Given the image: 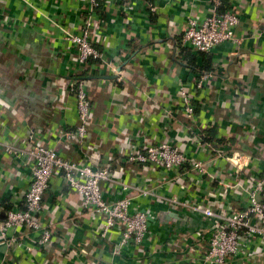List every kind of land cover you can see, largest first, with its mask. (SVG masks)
<instances>
[{
  "label": "crops",
  "instance_id": "0c3cea01",
  "mask_svg": "<svg viewBox=\"0 0 264 264\" xmlns=\"http://www.w3.org/2000/svg\"><path fill=\"white\" fill-rule=\"evenodd\" d=\"M105 1L95 13L96 22L101 25L95 42L103 58L122 72L124 82L96 67L83 71L93 108L92 124L88 140L77 148L58 142L63 132L74 130L77 124L74 97L64 88L68 81L77 78L78 71L75 51L67 48L55 23L78 32L86 2L0 0V143L10 141L25 146L23 140L32 131L61 157L102 163L117 174L123 154L134 146L148 139L161 141L186 134L187 121L178 111V88L180 84H191L203 71L186 65L180 56L179 42L187 13L204 18L210 12L211 1L133 0L127 7L122 0ZM228 3L239 12L235 34L241 43L238 46L224 43L207 53L211 57L212 78L196 93L194 124L197 130L211 128L216 136L225 138L229 144L222 143L223 149L245 150L252 141L264 146V0H229ZM149 4L156 6L154 13L149 11ZM191 53L198 56L195 64L200 66L203 58L197 52ZM118 132L127 136V140L122 138L117 143ZM188 147L197 158L216 155L206 146L197 148L190 142ZM29 164L27 159H10L0 145V220L5 219L8 210L23 208ZM169 173L138 166L126 171L123 179L135 186H155L163 176L172 175ZM174 177L180 182L190 180L177 174ZM188 183L187 191L171 182L160 186L159 192L193 200L197 195L194 181L187 182V186ZM117 186L108 190L109 200L121 196ZM199 187L204 192L216 189L217 184L203 178ZM134 203L151 210L152 232L161 239L176 232L205 231L210 222L190 211L150 204L142 197H135ZM43 204L41 220L54 230L53 247L44 254L37 251L34 256L20 248L0 246V264H38L46 257L55 260L62 241L70 236L69 245L76 252L64 264L112 261L117 234L113 232L109 240L96 244L100 220L80 209L77 195L61 178H52ZM170 213L177 218L164 220ZM183 225L190 229H180ZM12 234L25 246L33 244L31 234L25 237L22 230ZM80 244L86 253L80 251ZM131 252V248L125 249L124 260H117V264H145V259L147 264H163L159 262L160 256L151 262L144 254L132 256Z\"/></svg>",
  "mask_w": 264,
  "mask_h": 264
},
{
  "label": "built area",
  "instance_id": "2783aa9c",
  "mask_svg": "<svg viewBox=\"0 0 264 264\" xmlns=\"http://www.w3.org/2000/svg\"><path fill=\"white\" fill-rule=\"evenodd\" d=\"M83 1L86 2L85 17L80 19L78 32L73 33L55 23L63 34L67 48L75 51L74 61L78 71L77 78L68 81L64 88L74 97L77 124L74 130L63 132L58 142H67L77 148L88 140L92 124L93 108L83 71L96 67L115 75L118 82H124L122 72L110 60L103 58L95 42L99 39L97 34L101 28L100 23L96 22L95 13L105 0ZM132 1L122 0L125 7ZM210 1L212 6L206 17L199 18L192 12L187 13L179 42L181 47L197 53H209L224 43L234 46L241 43V38L235 34L240 21L239 12L232 7L220 12V0ZM148 7L152 13L157 9L150 4ZM211 78L210 72H203L191 84H180L178 88V111L187 121L186 134L181 137L176 135L172 139L166 137L161 141L148 139L144 144L134 146L123 154L117 174L112 173L107 165L96 166L61 157L32 131L23 140L25 146L10 141L1 142L3 153L10 159H27L30 173L29 185L23 194V208L8 210L5 219L0 220V246L20 248L24 253L33 255L37 251L44 254L53 247L54 230L42 222L41 216L44 196L55 176L61 178L77 195L82 211L100 220L95 235L96 244L109 240L113 232L117 234L111 252L112 261L108 264L123 261L127 248H131L132 256L144 254L151 262L160 256L159 262L163 264H264V159L261 158L264 146L252 141L245 150H226L201 143L203 130H197L194 124V102L197 91L203 89ZM116 134L117 143L122 138L127 140V136H121L119 132ZM255 137L253 134L252 138ZM190 142L195 143L197 148L206 146L216 155L206 154L204 158H197L188 147ZM138 166L161 169L172 175L163 176L155 186L131 185L123 176L126 171ZM175 174L181 179L190 180L180 182L174 177ZM203 178L215 181L216 189L200 192L202 187H199V183ZM192 181L197 192L193 200L159 192L160 186L171 182L187 191L190 183L188 186L186 184ZM113 186H117L121 193L114 201L107 197L108 190ZM135 197L148 199L150 204L190 211L210 222L205 231L176 232L161 239L160 235L152 232L151 210L138 207L134 203ZM16 230H22L25 237L31 234L33 244L25 246L19 237L10 235ZM69 240L62 241L55 260L46 257L38 264H64L72 259L76 249L71 248ZM79 248L86 253L83 244ZM159 253H164V256Z\"/></svg>",
  "mask_w": 264,
  "mask_h": 264
},
{
  "label": "trees",
  "instance_id": "16d2710c",
  "mask_svg": "<svg viewBox=\"0 0 264 264\" xmlns=\"http://www.w3.org/2000/svg\"><path fill=\"white\" fill-rule=\"evenodd\" d=\"M229 0H220V6L218 7V10L220 12L230 9V5H229ZM198 55L200 57H202V61H201V65L200 66H196L195 62L198 58V56L196 54L191 53L190 49L186 48V47H181L180 46V56L184 57V61L186 63V65H188V67H190L193 70L199 69L203 72H210L212 70V62H211V57L207 55V53H199ZM1 101V100H0ZM7 108V106L5 107ZM203 136L201 138V143L204 145H210L211 148H222L223 149V144H229V142L225 139V138H219V136H216V133L214 132L213 129H204L203 131ZM230 141V140H229ZM92 163L88 161H84V162H80V163ZM96 166H101L104 165L102 163H92ZM109 167V166H108ZM110 169V167H109ZM194 232V231H192ZM11 249V248H10ZM13 249V248H12Z\"/></svg>",
  "mask_w": 264,
  "mask_h": 264
},
{
  "label": "water",
  "instance_id": "95a60500",
  "mask_svg": "<svg viewBox=\"0 0 264 264\" xmlns=\"http://www.w3.org/2000/svg\"><path fill=\"white\" fill-rule=\"evenodd\" d=\"M171 218H177L176 214L170 213L164 216V220H170Z\"/></svg>",
  "mask_w": 264,
  "mask_h": 264
},
{
  "label": "rangeland",
  "instance_id": "374dc122",
  "mask_svg": "<svg viewBox=\"0 0 264 264\" xmlns=\"http://www.w3.org/2000/svg\"><path fill=\"white\" fill-rule=\"evenodd\" d=\"M182 228H180V229H183V230H189L190 228H187L186 227V225H183V226H181Z\"/></svg>",
  "mask_w": 264,
  "mask_h": 264
}]
</instances>
